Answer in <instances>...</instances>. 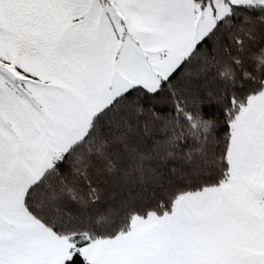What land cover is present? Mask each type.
Returning a JSON list of instances; mask_svg holds the SVG:
<instances>
[{"label":"snow or ice","instance_id":"6c2138e0","mask_svg":"<svg viewBox=\"0 0 264 264\" xmlns=\"http://www.w3.org/2000/svg\"><path fill=\"white\" fill-rule=\"evenodd\" d=\"M0 264H264V0H0Z\"/></svg>","mask_w":264,"mask_h":264},{"label":"trees","instance_id":"16d2710c","mask_svg":"<svg viewBox=\"0 0 264 264\" xmlns=\"http://www.w3.org/2000/svg\"><path fill=\"white\" fill-rule=\"evenodd\" d=\"M218 135L222 136L223 135V130L222 129H218ZM177 166H182V162H175ZM169 166H171V162L169 164ZM161 171L162 174H166L167 173V166L162 167L159 169ZM148 184H149V190H159V182H157V184H153L152 179L149 178L148 180ZM71 207V205H70Z\"/></svg>","mask_w":264,"mask_h":264}]
</instances>
